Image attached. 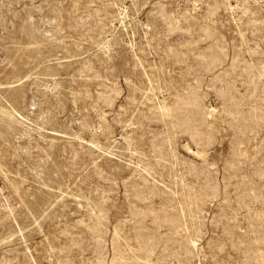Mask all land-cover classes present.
<instances>
[{
	"label": "rangeland",
	"instance_id": "374dc122",
	"mask_svg": "<svg viewBox=\"0 0 264 264\" xmlns=\"http://www.w3.org/2000/svg\"><path fill=\"white\" fill-rule=\"evenodd\" d=\"M0 264H264V0H0Z\"/></svg>",
	"mask_w": 264,
	"mask_h": 264
}]
</instances>
